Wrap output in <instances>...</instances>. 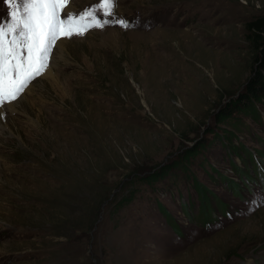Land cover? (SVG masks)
Returning <instances> with one entry per match:
<instances>
[{
    "label": "rangeland",
    "instance_id": "1",
    "mask_svg": "<svg viewBox=\"0 0 264 264\" xmlns=\"http://www.w3.org/2000/svg\"><path fill=\"white\" fill-rule=\"evenodd\" d=\"M13 10L0 0V24ZM263 14L119 0L131 27L58 40L0 113V264H264V107L238 128L219 118L254 74Z\"/></svg>",
    "mask_w": 264,
    "mask_h": 264
},
{
    "label": "snow or ice",
    "instance_id": "2",
    "mask_svg": "<svg viewBox=\"0 0 264 264\" xmlns=\"http://www.w3.org/2000/svg\"><path fill=\"white\" fill-rule=\"evenodd\" d=\"M15 10L0 24V113L20 99L33 80L44 74L52 49L61 38L84 35L89 26L132 22L116 19L119 0H99L81 12L72 11V0H6ZM112 17V19L100 18Z\"/></svg>",
    "mask_w": 264,
    "mask_h": 264
},
{
    "label": "trees",
    "instance_id": "3",
    "mask_svg": "<svg viewBox=\"0 0 264 264\" xmlns=\"http://www.w3.org/2000/svg\"><path fill=\"white\" fill-rule=\"evenodd\" d=\"M248 28L251 32V36L256 40V68L254 69V74L248 79L243 91L238 97L232 99L229 105L225 106L219 117L223 119L222 121H229L237 128L240 126V122L245 123V117L250 116L253 117L254 120L259 118L261 116V112L258 111L259 105L264 107V14L249 22ZM222 135L223 138L227 140V146L229 145L234 150L239 148L238 144L231 143V139L235 135L233 132H227ZM249 155L251 156V154ZM237 168L238 170L245 171V174L242 176H247L249 179L254 178L252 167L249 166L248 169H243L241 167ZM255 169L259 170L257 166ZM157 173L158 172L155 171L150 172L149 176L151 175L152 177L155 176V174L157 176ZM236 186L239 187L237 184ZM202 191L205 195L204 188H202Z\"/></svg>",
    "mask_w": 264,
    "mask_h": 264
}]
</instances>
